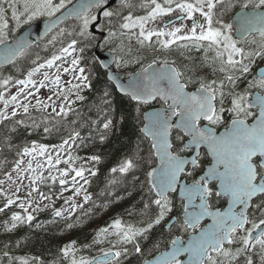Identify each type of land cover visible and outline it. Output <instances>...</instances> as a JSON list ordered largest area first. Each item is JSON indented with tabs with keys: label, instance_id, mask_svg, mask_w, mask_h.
Listing matches in <instances>:
<instances>
[{
	"label": "trees",
	"instance_id": "16d2710c",
	"mask_svg": "<svg viewBox=\"0 0 264 264\" xmlns=\"http://www.w3.org/2000/svg\"><path fill=\"white\" fill-rule=\"evenodd\" d=\"M71 1L0 0V43L22 32L30 22L28 17L37 9H42L37 17L42 19L54 2H60L63 8ZM151 1L126 0L104 10L96 26L97 34L90 31L97 10L84 18L69 19L24 51L15 63L0 67L1 98L6 89L24 80L27 72L55 61L67 46L73 45L89 84L70 109L54 112L36 108L1 118L0 181L16 165L21 153L33 145L63 147L72 142L78 156L93 157L100 164L88 185V202L69 219H58L60 225H50L53 217L49 211L28 220L20 208L8 205L0 194V264H82L107 251L119 254L103 264H140L167 248L176 231L185 228L181 221L182 202L173 196L156 204L149 183L156 158L151 143L141 132L147 106L119 94L94 56L96 48L115 52L117 68L126 73L143 66L150 57L148 50L141 51L144 42L123 29L126 19L145 11ZM61 164L69 166L63 161ZM48 186L59 187L57 183ZM97 208H101L102 215L86 223L89 217L85 214ZM263 211L264 195L253 201L252 227L264 222ZM171 217H176V222L168 227ZM114 226L130 228L135 245L132 239L115 233ZM245 242L230 254H214L207 264H264V235L249 248L248 239ZM136 245L141 248L140 254L135 253Z\"/></svg>",
	"mask_w": 264,
	"mask_h": 264
},
{
	"label": "water",
	"instance_id": "95a60500",
	"mask_svg": "<svg viewBox=\"0 0 264 264\" xmlns=\"http://www.w3.org/2000/svg\"><path fill=\"white\" fill-rule=\"evenodd\" d=\"M124 1L74 0L54 17L34 22L13 40L1 44L0 67L11 65L22 51L46 38L66 20L84 17L95 7L106 3L99 11L97 21L91 25L92 32H95L94 27L100 20L102 10ZM232 27L238 39L251 33L264 34V9L238 11L232 19ZM95 57L120 94L146 103L159 99L170 110L178 109V113L167 108L150 109L144 114L142 131L151 140L158 157L151 185L158 198L177 192L185 203L182 219L188 226L194 227L204 220L208 221L195 234L189 235L186 241L176 237L167 250L144 264H171L183 256L186 257L182 264L204 263L210 256L209 249H222L224 244L230 242L231 232L237 226H243L234 219L235 209L240 206L243 210L241 205L244 201L248 204L255 195L264 192L263 184L253 185L254 174L251 172L253 158L260 157L264 165V106L251 124L234 120L227 129L221 131L209 126L197 129L199 119L209 120L212 117L213 97L206 91L188 92L171 66L152 63L124 79V74L113 68L114 54L96 51ZM174 126L190 136L191 144L209 151L212 164L206 168L201 179L206 186L218 182L217 193L228 198V205L223 210L210 209L205 200L196 203L197 198L203 199L206 186L187 184L181 179L188 161L194 162L195 155L180 158L172 153L170 135ZM261 233L259 230L253 234L251 242ZM104 258L98 257L92 264L102 262Z\"/></svg>",
	"mask_w": 264,
	"mask_h": 264
},
{
	"label": "flooded vegetation",
	"instance_id": "af4514ba",
	"mask_svg": "<svg viewBox=\"0 0 264 264\" xmlns=\"http://www.w3.org/2000/svg\"><path fill=\"white\" fill-rule=\"evenodd\" d=\"M255 1L252 4L250 0H170L159 7L174 14L167 21L156 18L147 23L145 34L141 21L153 12L156 4L129 19L136 21L133 27L144 42L141 51L149 52V63L173 66L190 92L207 89L214 94L217 108L209 125L218 130L227 127L232 119L250 122L257 108L248 101L253 94H264V35L249 34L238 39L232 27V19L240 9L264 7V0ZM180 5L184 9L177 14L172 7ZM153 107L164 104L156 100ZM198 124L205 122L200 120ZM185 138L188 139L182 136L181 141L185 142ZM201 158H208L205 150H201L198 161ZM206 161L187 174H197ZM255 163L259 165L260 159L256 158Z\"/></svg>",
	"mask_w": 264,
	"mask_h": 264
},
{
	"label": "rangeland",
	"instance_id": "374dc122",
	"mask_svg": "<svg viewBox=\"0 0 264 264\" xmlns=\"http://www.w3.org/2000/svg\"><path fill=\"white\" fill-rule=\"evenodd\" d=\"M180 6L172 7L177 14L184 9ZM61 8L60 2H54L46 15L56 14ZM161 8L157 6L153 8V12L145 15L141 21L143 34L147 23L153 19L164 18L167 21L174 14L169 10L161 11ZM41 11L42 9H37L33 12L28 21L37 19ZM127 22L128 28H134V19ZM72 50V47H68L58 60L35 67L27 72L25 80L6 89L0 98V120L5 116L36 108L64 111L74 100L79 99L87 82L72 59ZM58 61H62L61 65ZM59 65L60 71L56 72L55 67ZM61 161L68 163L70 168L63 166ZM99 165L93 157L78 156L72 142L63 147L33 145L21 153L16 165L0 181V194L5 196L8 205L20 208L28 220L49 211L53 217L50 225H60L61 221L58 219H69L70 215L77 213L88 202L90 175ZM56 183L59 185L57 188L48 186ZM97 209L85 214L89 217L86 223L102 215L101 208Z\"/></svg>",
	"mask_w": 264,
	"mask_h": 264
}]
</instances>
